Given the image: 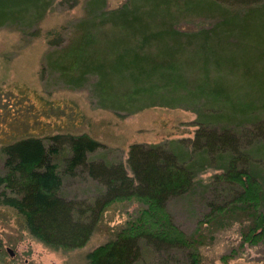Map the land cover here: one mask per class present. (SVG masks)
Listing matches in <instances>:
<instances>
[{"label":"trees","instance_id":"16d2710c","mask_svg":"<svg viewBox=\"0 0 264 264\" xmlns=\"http://www.w3.org/2000/svg\"><path fill=\"white\" fill-rule=\"evenodd\" d=\"M85 1L87 16L76 25L78 35L49 53L58 52L67 82L78 87L95 78L98 104L115 112L188 109L196 117L194 134L129 144V172L121 161L90 157L102 144L85 133L20 137L0 146V203L13 207L42 243L67 250L87 242L110 202L131 196L146 201L141 215L86 254L87 264H134L143 254L142 242L154 251L189 249L165 206L197 186L204 199L214 195L205 203L207 217L231 203L261 212L264 0H125L111 9H105V0ZM51 4L0 0V26L38 18ZM200 17L210 23L184 27ZM63 150L68 155L59 167L55 156ZM77 168L100 184L91 200L61 194L62 174L75 175ZM207 168L215 173L202 183L197 176ZM258 214L243 234L245 242L262 239L264 215ZM185 257L188 264H201L194 250Z\"/></svg>","mask_w":264,"mask_h":264},{"label":"rangeland","instance_id":"374dc122","mask_svg":"<svg viewBox=\"0 0 264 264\" xmlns=\"http://www.w3.org/2000/svg\"><path fill=\"white\" fill-rule=\"evenodd\" d=\"M124 1L105 0V9L118 7ZM85 2L52 0L38 18L0 26V146L29 134L46 138L53 133H85L102 144L88 154L90 157L125 164L131 143L192 137L196 117L188 109L151 106L127 114L115 112L98 104L92 87L95 78L87 77L78 87L67 82L60 73L64 62L58 59V52L52 57L49 53L78 35L74 32L76 25L87 16ZM209 23L200 17L183 25L190 28ZM65 155L68 153L63 150L59 157L55 156L59 167ZM1 163L0 157V173ZM214 173L207 168L197 177L208 183ZM62 178L64 197L91 200L101 192L100 184L82 168H77L72 176L64 173ZM199 187L169 200L165 207L201 264H264V234L255 242H245L243 238L258 221V213L264 215V208L261 212L251 211L243 203H231L207 217L209 206L205 203L214 195L207 194L204 199ZM144 209L146 201L134 196L110 202L87 242L65 250L42 243L29 233L13 207L0 203V264H87L86 254L90 250L110 240L120 226L135 220ZM8 248L13 250L11 256ZM189 249L154 251L142 242L143 254L134 264H188L185 256Z\"/></svg>","mask_w":264,"mask_h":264},{"label":"water","instance_id":"95a60500","mask_svg":"<svg viewBox=\"0 0 264 264\" xmlns=\"http://www.w3.org/2000/svg\"><path fill=\"white\" fill-rule=\"evenodd\" d=\"M8 252L10 253V255H12L13 250H11L10 248H8Z\"/></svg>","mask_w":264,"mask_h":264},{"label":"flooded vegetation","instance_id":"af4514ba","mask_svg":"<svg viewBox=\"0 0 264 264\" xmlns=\"http://www.w3.org/2000/svg\"><path fill=\"white\" fill-rule=\"evenodd\" d=\"M11 256V255H10Z\"/></svg>","mask_w":264,"mask_h":264}]
</instances>
